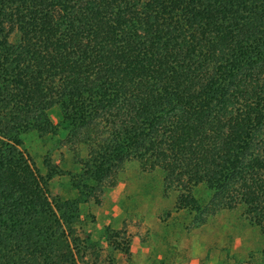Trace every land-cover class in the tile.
Wrapping results in <instances>:
<instances>
[{"label": "trees", "instance_id": "trees-1", "mask_svg": "<svg viewBox=\"0 0 264 264\" xmlns=\"http://www.w3.org/2000/svg\"><path fill=\"white\" fill-rule=\"evenodd\" d=\"M54 105L83 152L69 199L19 148ZM128 158L176 210L204 185L264 236V0H0V264H77L79 205Z\"/></svg>", "mask_w": 264, "mask_h": 264}, {"label": "rangeland", "instance_id": "rangeland-1", "mask_svg": "<svg viewBox=\"0 0 264 264\" xmlns=\"http://www.w3.org/2000/svg\"><path fill=\"white\" fill-rule=\"evenodd\" d=\"M47 114L57 132L22 133L19 148L40 174L49 158L60 171L49 181V196L69 199L76 195L71 174L79 170L74 154L81 155L82 148L62 127L57 106ZM176 196L159 169L143 170L134 158L124 160L79 205L77 264H264V236L240 205L213 207V191L204 185L193 190L197 211L176 210Z\"/></svg>", "mask_w": 264, "mask_h": 264}]
</instances>
